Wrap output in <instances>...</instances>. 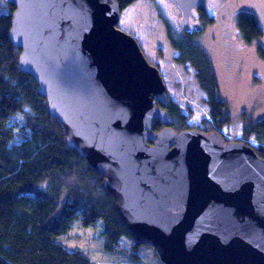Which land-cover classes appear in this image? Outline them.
I'll list each match as a JSON object with an SVG mask.
<instances>
[{
    "label": "water",
    "instance_id": "obj_1",
    "mask_svg": "<svg viewBox=\"0 0 264 264\" xmlns=\"http://www.w3.org/2000/svg\"><path fill=\"white\" fill-rule=\"evenodd\" d=\"M3 1L19 70L104 177L128 235L163 264H264V158L219 131L170 125L159 69L118 27L117 0ZM173 1L182 30L198 26L189 16L204 0Z\"/></svg>",
    "mask_w": 264,
    "mask_h": 264
},
{
    "label": "trees",
    "instance_id": "obj_2",
    "mask_svg": "<svg viewBox=\"0 0 264 264\" xmlns=\"http://www.w3.org/2000/svg\"><path fill=\"white\" fill-rule=\"evenodd\" d=\"M135 1L117 0L121 9ZM2 2L0 0V264H94L85 253L68 249L58 240L77 218L86 226L103 221L106 250L123 249L122 239L130 240L133 247L142 245L126 232L115 210V200L103 186L104 177L67 145L65 129L49 113L36 81L19 70L20 49L13 46L8 36L14 6L7 4L8 10L3 11ZM236 23L247 43L264 33L261 23L252 14L239 13ZM184 41V45L173 43V46L180 51L178 60L189 61L194 67L199 87L205 94L209 118L202 123L206 128L221 132L230 117L219 96L211 61L202 49L188 42V38ZM258 51L264 58L261 46ZM165 101L160 104L167 110L170 125L177 131L190 128L178 104ZM162 127L157 121L153 130L157 132ZM243 130L245 138L254 135L258 144L253 149L264 158V119L251 122ZM133 258L140 256L134 254Z\"/></svg>",
    "mask_w": 264,
    "mask_h": 264
},
{
    "label": "rangeland",
    "instance_id": "obj_3",
    "mask_svg": "<svg viewBox=\"0 0 264 264\" xmlns=\"http://www.w3.org/2000/svg\"><path fill=\"white\" fill-rule=\"evenodd\" d=\"M2 4V10L7 11V4ZM204 4L211 12L220 4L232 12L230 26L239 46L238 61L231 67L226 64L224 48L219 47L223 42H220L218 31L212 40L204 31H194L188 35V42L204 51L215 72L219 96L230 117L221 134L226 140H241L252 147L257 146L254 135L245 138L243 129L251 122L264 119V58L258 51L259 46L264 50V33L247 43L237 27L236 19L242 12L252 14L264 29V0H205ZM178 17V8L171 0H137L121 9L118 27L132 35L145 59L158 67L166 87V101L178 104L190 127L213 130L202 123L203 119L209 118V108L195 69L189 61L178 60L180 51L173 46V43L185 44ZM222 37L225 36L222 34ZM102 230V220L86 226L77 218L58 240L68 249L82 251L94 264H163L152 246L142 244L133 247L128 239H122L120 245L123 249L106 250ZM134 254L140 258H133Z\"/></svg>",
    "mask_w": 264,
    "mask_h": 264
},
{
    "label": "flooded vegetation",
    "instance_id": "obj_4",
    "mask_svg": "<svg viewBox=\"0 0 264 264\" xmlns=\"http://www.w3.org/2000/svg\"><path fill=\"white\" fill-rule=\"evenodd\" d=\"M171 2L174 3L176 7L178 8V11H179V17H178L179 25L178 26L182 30L181 23H180V20L182 17V11L173 0H171ZM204 6L205 4L203 2L198 8L192 9L191 14L189 16V21L192 23H197L198 26H193L188 30H182V39L185 40L186 38H188V35H191L194 31H197V32L204 31L209 36V38L212 40L215 37L216 32L218 31L220 35V42H223V45L219 47L224 48L223 53L227 58L226 64L232 67L234 65V62L238 61L237 52L239 48L236 42V38L234 36L233 29L230 26V16L232 12L230 10H225L226 7L225 5H222V4H220L212 12L208 11ZM217 13L218 15L216 18ZM213 15L215 16L214 18H212ZM222 34L225 37H222ZM207 131H210V130H207Z\"/></svg>",
    "mask_w": 264,
    "mask_h": 264
}]
</instances>
